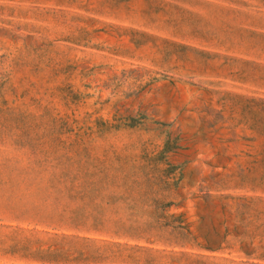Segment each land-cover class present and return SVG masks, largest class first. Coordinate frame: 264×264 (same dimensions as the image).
I'll use <instances>...</instances> for the list:
<instances>
[{
  "label": "rangeland",
  "instance_id": "1",
  "mask_svg": "<svg viewBox=\"0 0 264 264\" xmlns=\"http://www.w3.org/2000/svg\"><path fill=\"white\" fill-rule=\"evenodd\" d=\"M0 264H264V0H0Z\"/></svg>",
  "mask_w": 264,
  "mask_h": 264
}]
</instances>
